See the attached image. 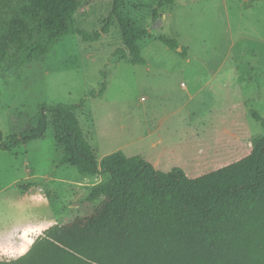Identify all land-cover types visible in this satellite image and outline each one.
Segmentation results:
<instances>
[{
	"label": "rangeland",
	"instance_id": "1",
	"mask_svg": "<svg viewBox=\"0 0 264 264\" xmlns=\"http://www.w3.org/2000/svg\"><path fill=\"white\" fill-rule=\"evenodd\" d=\"M75 1L83 5L75 27L91 35L101 31L113 2ZM159 1L126 0L123 10L146 31L139 40L144 65L116 60V52L124 48L117 20L98 41L71 35L46 55L30 59L17 47H7L8 39L0 42V50L6 47L19 59L0 63L4 138L32 128L45 103L74 105L85 99L76 113L98 162L117 151L155 159L156 149L134 136V129L162 119L165 143L187 133L191 138L173 157L162 158L158 170L181 167L196 178L248 155L253 139L264 134L252 115L255 111L264 118V0H172L163 7ZM25 4L28 1L0 0V37L17 28ZM24 18L30 21L29 15ZM161 37L176 42L177 48L166 46ZM203 85L188 106L194 115H187L181 105L188 92ZM178 108L179 113L171 114ZM195 133H200L198 138ZM62 158L63 147L52 126L45 139L11 152L0 150V240L25 225L35 239L51 225L88 214L97 205L87 196L101 177L82 175ZM0 249L2 259L20 256L11 255V246L0 243Z\"/></svg>",
	"mask_w": 264,
	"mask_h": 264
},
{
	"label": "trees",
	"instance_id": "2",
	"mask_svg": "<svg viewBox=\"0 0 264 264\" xmlns=\"http://www.w3.org/2000/svg\"><path fill=\"white\" fill-rule=\"evenodd\" d=\"M24 1L23 18L0 42L8 39L7 47H17L26 58L46 55L71 35L98 41L117 20L124 48L116 52V60L146 64L139 45L146 31L123 14L126 0H111L108 22L94 35L75 27L81 2ZM172 2L160 0L158 5ZM160 39L171 49L178 46ZM17 60L1 48V64ZM105 89L104 83L100 92ZM85 103H45L32 128L6 138L0 130V150L11 152L45 139L52 126L63 147L62 161L82 175L103 178L87 196L89 202L98 201L90 213L51 225L25 254L0 258V264H264V134L253 139L251 152L242 159L190 178L181 167L163 172L144 157L122 151L98 162L76 113ZM252 115L264 130V118L255 111Z\"/></svg>",
	"mask_w": 264,
	"mask_h": 264
},
{
	"label": "crops",
	"instance_id": "3",
	"mask_svg": "<svg viewBox=\"0 0 264 264\" xmlns=\"http://www.w3.org/2000/svg\"><path fill=\"white\" fill-rule=\"evenodd\" d=\"M185 88L187 89V86H185ZM204 88H205V86L203 85L202 88L197 87V89L193 90L192 92H188V100H187V102L186 103L184 102L181 105L182 108H185L186 107V113H187V115H191L193 113V112H189L188 113V109H189L188 106H189L190 102L192 100H194V99H197L199 97V95L201 94V92L203 91ZM142 100H145V98L142 97L141 98V101ZM180 111H181V108H178V109L173 110L171 112V114L172 113L173 114L174 113L177 114ZM192 115H194V114H192ZM164 121H165V119H162V121H160V123L156 122L155 124H152V125H146L144 127V129L143 128L134 129V136L140 135L139 136V139L150 141V147H152V149L153 148L156 149V158L155 159H152V158L146 159L147 161L149 160V162L152 165H154L155 167H157L159 165V163H160V161H161L162 158H164V157H167V158L173 157L174 154H176V150L177 151H181V149H184L186 147L185 144H187L188 143L187 141H189V138H191V134H190V136H188L189 133H187L185 135V138H183V139L173 140V142L169 141V142H166L165 143L164 142V139L160 135L161 125L164 123ZM200 133H198V134L195 133V135H194L195 138H198V136H199ZM202 133H204V131ZM142 155H144V154H142ZM144 156H142V157H144ZM129 157H132V156H129ZM145 157H147V156H145ZM101 180H103L102 177H101ZM100 181H98L96 184H98Z\"/></svg>",
	"mask_w": 264,
	"mask_h": 264
},
{
	"label": "bare ground",
	"instance_id": "4",
	"mask_svg": "<svg viewBox=\"0 0 264 264\" xmlns=\"http://www.w3.org/2000/svg\"><path fill=\"white\" fill-rule=\"evenodd\" d=\"M24 227L20 231H16L12 233L11 235H8V237L5 238L4 240H0V243L2 244V246L4 245L11 246L14 249L13 251L14 253L13 252L11 253L12 256H14L15 254H19L20 256L25 254L29 250V248L31 247V245L33 244L35 240L33 237H31V232H30L33 229L25 230L26 228ZM40 227L44 230V227L42 226Z\"/></svg>",
	"mask_w": 264,
	"mask_h": 264
},
{
	"label": "water",
	"instance_id": "5",
	"mask_svg": "<svg viewBox=\"0 0 264 264\" xmlns=\"http://www.w3.org/2000/svg\"><path fill=\"white\" fill-rule=\"evenodd\" d=\"M181 48H179V50H180Z\"/></svg>",
	"mask_w": 264,
	"mask_h": 264
}]
</instances>
